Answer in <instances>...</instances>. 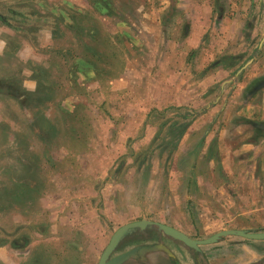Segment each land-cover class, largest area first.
I'll use <instances>...</instances> for the list:
<instances>
[{"label": "rangeland", "instance_id": "rangeland-1", "mask_svg": "<svg viewBox=\"0 0 264 264\" xmlns=\"http://www.w3.org/2000/svg\"><path fill=\"white\" fill-rule=\"evenodd\" d=\"M205 1L158 24L141 11L161 0H0V16L34 19L44 58L24 77L16 53L0 57V87L24 92L0 93V264H98L142 220L194 240L264 233V0H210L213 13ZM200 253L264 264V241L226 237Z\"/></svg>", "mask_w": 264, "mask_h": 264}, {"label": "crops", "instance_id": "crops-1", "mask_svg": "<svg viewBox=\"0 0 264 264\" xmlns=\"http://www.w3.org/2000/svg\"><path fill=\"white\" fill-rule=\"evenodd\" d=\"M163 1L162 4L164 6H153L150 8H144L142 6V14L145 15H155L151 16L153 20L158 22V24H161V18L162 15L167 14L168 12L175 10L179 13L180 10H185V13L190 12V8L187 7L188 5L183 4V0H169L172 1V4L169 1ZM176 1V2H175ZM204 4L205 9H209L210 12H214L213 6L210 4V0L205 1ZM168 3V4H166ZM229 20V19H228ZM34 21L28 14H25L24 11L21 9L13 10L10 12L8 16H0V57L3 56L4 53H16V56L18 58L19 67L20 70L17 73H24V77H30L31 75H27V73H35V71H31V69H25V65L33 64L34 67L42 66L44 62V58L42 56V53L40 51V46L36 45L34 42H31V40L28 38L30 36V24ZM233 21H228L229 27H231V24ZM224 25V24H223ZM239 28V25L237 24V29ZM8 34V35H7ZM2 35V36H1ZM44 45H52L51 43H46ZM238 49H236V52H239ZM225 51V49H224ZM222 51V53L224 52ZM231 52V51H230ZM240 52H243L240 51ZM225 54H228V51H226ZM1 60V59H0ZM212 62V61H211ZM238 62V60H237ZM236 62V63H237ZM243 62H240L239 65H242ZM234 63H230L229 65H225L223 67V73H230V70L232 68L230 67H238ZM230 66V67H229ZM239 68V67H238ZM244 68V65L242 69ZM239 73V72H235ZM242 73V72H241ZM23 86L26 92L32 93L35 92L38 88V83L35 79L31 78H24L23 79ZM0 93L4 95H15L16 97H20L23 95L20 91L12 90L10 91V88L6 87H0ZM21 93V94H20ZM22 97V96H21ZM23 216V213L18 214L15 216V222L22 223L23 219L20 220ZM175 229H178L176 226L173 227ZM134 236V235H132ZM130 236V237H132ZM128 237L124 242L120 245L119 249H123L128 245H135L129 248L127 251L122 252L126 253L136 247L141 246H148L149 248L141 249L134 255L131 259H129L124 264H206L203 262V257L200 252H196L190 248H188L186 245L175 241L168 237V241H160L155 244H148V241L150 238H141L140 240H130ZM251 241V240H249ZM137 244V245H136ZM200 253V254H197ZM120 255V254H119ZM39 260L42 261V256H39L37 259L35 258L33 264H36V262H39ZM40 261V262H41ZM6 260L3 259L2 264H8ZM16 264H26L25 262H15ZM30 264V263H29Z\"/></svg>", "mask_w": 264, "mask_h": 264}, {"label": "water", "instance_id": "water-1", "mask_svg": "<svg viewBox=\"0 0 264 264\" xmlns=\"http://www.w3.org/2000/svg\"><path fill=\"white\" fill-rule=\"evenodd\" d=\"M153 228H158L159 231L163 233L166 237L178 241L196 252H200L201 247L203 246L216 244L223 238L232 236L251 241H264V233H250L244 230H227L217 233L214 236L205 240H194L188 235L182 233L181 231L171 226L153 221L142 220L134 223H129L119 228L112 236L110 243L108 244V246L100 257V261L98 264H124L134 255H136V253L141 249L149 248L148 246L136 247L126 253L113 257L114 253L118 251L120 245L129 236L135 234L136 231L143 232Z\"/></svg>", "mask_w": 264, "mask_h": 264}]
</instances>
